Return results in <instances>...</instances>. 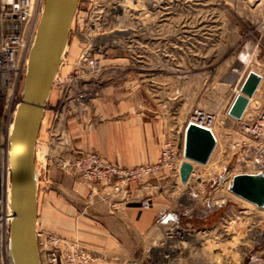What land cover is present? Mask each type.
<instances>
[{
    "label": "rangeland",
    "instance_id": "obj_1",
    "mask_svg": "<svg viewBox=\"0 0 264 264\" xmlns=\"http://www.w3.org/2000/svg\"><path fill=\"white\" fill-rule=\"evenodd\" d=\"M77 9L36 153L40 205L55 197L73 221L37 233L64 235L86 249L79 230L88 206L105 205L110 215L135 206L139 221L163 195L165 210L147 231L121 221V264H213V244L222 242L234 249L241 243L242 252L236 259L217 256V264H264V208L230 191L234 176L256 175L264 128L260 138L246 134L245 119L229 114L250 71L263 78L252 101L264 102V0H79ZM118 30L126 39L120 46ZM87 52L101 62L98 75L84 69ZM196 109L216 112L218 142L209 163L195 165L184 186L177 166ZM247 113L256 111L250 105ZM168 146L174 164L147 173ZM88 154L130 176L85 179L78 161ZM176 225L189 235L182 246L172 240L174 248L166 238ZM167 245L175 263L162 260Z\"/></svg>",
    "mask_w": 264,
    "mask_h": 264
},
{
    "label": "water",
    "instance_id": "obj_2",
    "mask_svg": "<svg viewBox=\"0 0 264 264\" xmlns=\"http://www.w3.org/2000/svg\"><path fill=\"white\" fill-rule=\"evenodd\" d=\"M79 0H45L36 38L29 55L24 79L22 102L17 110L10 137V209L13 221L10 229L9 254L11 264H41L38 238V178L36 146L44 112L58 72L67 55L70 32ZM262 83L254 71L246 76L241 94L229 114L236 120L253 122L254 113L246 110ZM258 111L261 104L251 103ZM184 158L180 179L187 185L195 165H207L216 149L212 131L188 124L184 134ZM200 179H198L199 181ZM230 191L237 197L264 208V174H240L232 179Z\"/></svg>",
    "mask_w": 264,
    "mask_h": 264
},
{
    "label": "built area",
    "instance_id": "obj_3",
    "mask_svg": "<svg viewBox=\"0 0 264 264\" xmlns=\"http://www.w3.org/2000/svg\"><path fill=\"white\" fill-rule=\"evenodd\" d=\"M44 6L45 0H0V193L3 195L0 199V264H11L9 242L13 217L4 189L5 171L9 173L10 179V124L22 102L29 55ZM118 8L113 11L112 15L115 23L120 20L121 16ZM78 13L77 9L73 24ZM98 13V19L105 21L106 15L102 13V10L97 11ZM117 32L119 35L114 37L115 41L117 40L115 44L120 46L126 39L120 35L123 31L118 30ZM131 38L133 37H129L128 40ZM96 46L98 51L103 49V45ZM83 61L84 69L89 75H98L103 70L101 62L96 57H91L88 52ZM188 124H195L212 131L217 127L218 116L212 110L196 109ZM263 128L264 102L260 110L256 111L254 121L251 123L243 121L241 125L244 133L257 138L262 136ZM256 155L258 157L256 175L264 174V148L256 149ZM175 161L176 157L172 155L168 146L164 160L147 170V173H153L161 168H170ZM78 166L87 180L99 179L107 182L111 176L117 175L125 179L130 176L129 173L120 174L115 167L102 161L95 154H88L85 159L81 158ZM177 172L180 175L178 170ZM119 188L117 185L116 190ZM37 238L41 264H98V258L80 247L75 241L58 235H47L43 232L37 233Z\"/></svg>",
    "mask_w": 264,
    "mask_h": 264
},
{
    "label": "crops",
    "instance_id": "obj_4",
    "mask_svg": "<svg viewBox=\"0 0 264 264\" xmlns=\"http://www.w3.org/2000/svg\"><path fill=\"white\" fill-rule=\"evenodd\" d=\"M122 103H126V101ZM53 198L55 199V197H50L47 199L43 208L37 198V230H48L51 228L55 229L58 227L60 222L62 223V220L68 219L73 221L72 218L67 217L66 213L62 214L60 203L56 199L53 202ZM163 198L164 197L162 195L160 202L157 198L153 199V209L149 213H143L139 221L137 219L139 215V209L135 206L128 207L125 213L120 212L115 215H110L108 212V207L105 205L96 203V206H88L86 211L84 209L81 214L79 237L82 241V244L86 247V250L93 253L98 258V264H121L122 260L120 254L125 251L121 244L122 241H120L121 231L124 229V225L121 224V221L126 224L129 223V228L132 226L134 230L139 229L140 231H147L152 227L154 220L157 218L159 213H162L165 210V207L162 205L165 202ZM70 234H72L71 236L76 235L75 233ZM63 238L74 240L64 235Z\"/></svg>",
    "mask_w": 264,
    "mask_h": 264
},
{
    "label": "bare ground",
    "instance_id": "obj_5",
    "mask_svg": "<svg viewBox=\"0 0 264 264\" xmlns=\"http://www.w3.org/2000/svg\"><path fill=\"white\" fill-rule=\"evenodd\" d=\"M171 4V3H170ZM73 24V23H72ZM109 39V38H108ZM114 40V39H113ZM108 42V41H107ZM101 45V44H100ZM106 46V45H105ZM257 73V72H256ZM258 74V73H257ZM58 76V75H57ZM57 76H56V78H57ZM261 76V75H260ZM262 77V76H261ZM262 80H263V78H262ZM242 87V86H241ZM241 87L237 90V93H239L238 95H240L241 94ZM51 95H52V93H51ZM51 95H50V97H51ZM237 95V96H238ZM256 95V94H255ZM254 95V96H255ZM254 98V97H253ZM253 98L252 99H250V102H249V105H248V107H247V110H248V108L250 107V105H251V103H252V100H253ZM50 99V98H49ZM247 110H246V112H247ZM243 118H244V116H243ZM242 118V119H243ZM13 122H14V120L12 121V123L10 124L11 125V127H10V131L12 132V130H13ZM212 133L214 134V136H215V138H216V140H217V142H218V138H217V134H216V131H215V129L214 130H212ZM40 135V134H39ZM38 139H39V137H38ZM182 160L179 162V164H178V166H177V170L178 171H180V167H181V165H182V163L185 161V158H184V147H183V153H182ZM195 169V168H194ZM233 179V178H232ZM178 180L180 181V184H182L181 183V179H180V175H178ZM190 180H191V178H190ZM190 180H189V182H190ZM231 184H232V182H231ZM9 185H10V179H9V173L8 172H4V189H5V196H6V201H7V204L10 206V191H9ZM183 185V184H182ZM185 186V185H184ZM249 203V202H248ZM251 204V203H250ZM170 229H172V228H170ZM167 235L169 236V237H167L166 238V240H168L169 239V241L167 242L168 244H170L171 246H173L174 248L177 246H182L183 244H185L186 242H184V241H186V239L188 238V233L186 234V233H184V231L183 230H181L179 227H177V225L173 228V230H171V232H169L168 231V233H167ZM258 232H257V234H256V239L258 238ZM176 239H178V241H176ZM172 240H174L175 241V245L176 246H174V241H172ZM181 240H183V242L181 241ZM230 243V242H229ZM171 246H166L167 248H165L164 249V253H163V251H161V254H162V260H163V262L165 261L164 259H167V261H168V259L169 260H171L172 262H174L175 263V261H176V256L174 255V251L172 250L173 249V247H171ZM232 247V244L230 243V244H228L227 242H222L221 244H213V250L215 251V253L214 254H212V258H214V261L212 262L213 264H217V262H216V258H217V256H221V257H226L227 259H229V258H234V259H236V255L238 256H240L241 255V252H242V245H241V243H235L234 244V246H235V249L234 248H231ZM168 252V251H170L169 252V254L170 255H165V252ZM198 254V253H197ZM210 260V259H209Z\"/></svg>",
    "mask_w": 264,
    "mask_h": 264
}]
</instances>
